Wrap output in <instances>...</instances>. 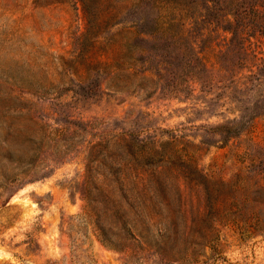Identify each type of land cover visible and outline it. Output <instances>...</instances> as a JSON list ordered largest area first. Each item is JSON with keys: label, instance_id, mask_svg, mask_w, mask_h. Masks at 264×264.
<instances>
[{"label": "rangeland", "instance_id": "obj_1", "mask_svg": "<svg viewBox=\"0 0 264 264\" xmlns=\"http://www.w3.org/2000/svg\"><path fill=\"white\" fill-rule=\"evenodd\" d=\"M141 2L92 0L97 30L78 0H0V264H264V231L225 220L212 231L190 205L195 166L228 200L210 214L249 212L241 199L264 189V50L243 61L227 100L218 79L175 68V0ZM113 7L123 23L142 19L145 40L104 28ZM122 135L145 146L130 154ZM102 140L132 180L158 167L160 207L129 212L155 237L170 231L158 251L103 245L83 211L85 158Z\"/></svg>", "mask_w": 264, "mask_h": 264}, {"label": "trees", "instance_id": "obj_2", "mask_svg": "<svg viewBox=\"0 0 264 264\" xmlns=\"http://www.w3.org/2000/svg\"><path fill=\"white\" fill-rule=\"evenodd\" d=\"M78 1L91 26L101 29L97 19H90L94 17L92 0ZM120 14L119 10L111 8L109 18L103 23L104 28L128 25L123 28L128 36L139 41L145 40L142 19L123 23L119 21ZM89 28L90 26L87 33ZM255 46H260L261 51L264 50V0H175V68L194 70L198 74L202 72L205 78H212L210 81L218 79V83L227 86V100L236 101L240 86L239 68L243 61L246 63L253 59ZM210 52L214 54L206 56ZM260 61L264 70V58ZM251 76L249 78L253 77ZM215 129L224 130L225 136H230L234 127L223 125ZM117 140L127 143L130 154L134 153L133 149L141 151L145 146L143 141H135L128 135H122ZM108 142L102 140L91 145L87 151L81 183V193L86 203L83 211L94 215V227L103 245L120 252L131 247L158 251L165 239L171 237L170 231L164 229L155 237L151 229L140 228L129 218V212H133L143 220L148 204H152L153 208L160 207L159 198L164 190L158 178V167L154 165L151 179L132 180L129 161L126 157L111 159L106 150ZM158 146L161 144L153 143L152 149ZM133 160L138 168L150 163L148 160L142 163L138 157ZM194 173L195 177L190 183V205L195 222L208 221L212 231L223 220L241 224L247 234L254 235L264 231V200L260 197L263 188L257 189L253 199L248 196L241 199L245 208L249 203L254 204L249 212L245 209L241 215L228 214L225 211L222 214H210L212 209L225 206L228 200L216 189L219 182L209 180L197 166L194 167ZM100 179L104 188L99 185ZM99 197L100 200L97 199ZM255 208L259 209L256 213ZM103 215L116 216L117 219L108 223L103 220ZM253 220L255 223L249 225ZM186 234L184 231L183 235Z\"/></svg>", "mask_w": 264, "mask_h": 264}]
</instances>
